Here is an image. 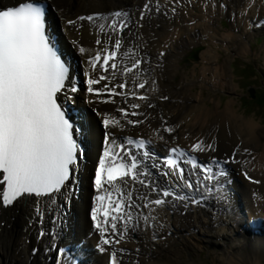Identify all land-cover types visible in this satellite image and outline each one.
Instances as JSON below:
<instances>
[{"label":"bare ground","instance_id":"bare-ground-1","mask_svg":"<svg viewBox=\"0 0 264 264\" xmlns=\"http://www.w3.org/2000/svg\"><path fill=\"white\" fill-rule=\"evenodd\" d=\"M26 1L30 0H0V7ZM43 1L50 4L52 24L59 29L64 47L74 59V71L82 74V80L85 79L83 71H87L88 78L105 77L95 88L102 89L107 85L113 89L120 82L127 84L126 91L118 88L116 97H109L107 93L100 97L111 99L114 104L91 106L97 108L101 117L107 115L113 121L109 125L113 137L120 139L128 135L151 139L156 152L164 155L171 147H186L200 159L207 160L211 167L212 158L223 166L225 158L233 160L224 166L227 175L221 178L230 201L218 202L217 193L221 187L215 193L210 192L212 196L199 190L201 196L209 197L205 199V206L197 204L194 207L188 199L172 202V196L163 197L164 183H169L173 192L186 193V187L180 181L162 179L161 185L159 182L145 186L141 180H118L114 186L127 193L126 202L135 216L128 221L127 212L121 215L115 232L111 231V222L108 223L105 237L112 243L103 246L104 252L98 251L99 233L90 219L94 197L104 191H97L93 184L98 154L104 150L100 139L102 133H98L79 163L75 190L64 189L63 195L53 194L51 198L14 201L9 206L3 205L0 194V264H18V261L19 264H64L68 257L73 260L78 251L80 253L72 264H84L82 260L87 264H112V259L115 264H189L205 248L214 253L217 264L263 259L264 225H256L250 220L264 218V125L256 118L239 113L234 97L222 104L220 94L222 90L237 93L232 91L236 84L221 51L251 52V40L261 30L257 23L264 20V0ZM115 12L125 15L130 27L122 35L116 68L111 65L104 73L101 64L93 68L87 60L98 52L104 54L112 49L116 34L110 22ZM89 15L94 17L93 21L77 19ZM224 18L228 19L229 25H223ZM69 20L76 21L75 26L68 25ZM97 39L100 44L96 43ZM72 41L77 42V49L71 46ZM196 46L205 48L200 61L187 69L182 62ZM79 47L86 49L83 56ZM137 60L143 61L142 69L146 73L132 71L126 75L124 69ZM182 66L186 69L181 71ZM145 80L146 86L138 91L136 85ZM82 87L74 97L79 115L89 107L85 101L96 98L86 92V83ZM205 90L212 94L213 100L205 97ZM138 93L145 95L146 100L125 101L128 95ZM132 104L138 107L133 109ZM196 143L202 145V153L193 151L192 145ZM155 162H158L157 158ZM188 175L200 178L193 170ZM155 199L166 202L155 205ZM38 210L44 213L42 224ZM53 218L62 219L63 224L57 222L54 225ZM17 221L21 222L20 226ZM69 222L72 235H65V226ZM53 228L58 230L56 237L45 234L38 240L42 229L50 231ZM63 234L65 245L59 244ZM86 236L95 252L85 253L81 241L87 240ZM58 238V242H54ZM33 246H40L42 250L33 255ZM67 246L70 250L60 256L58 249ZM46 249H49L48 254L44 253Z\"/></svg>","mask_w":264,"mask_h":264},{"label":"snow or ice","instance_id":"snow-or-ice-1","mask_svg":"<svg viewBox=\"0 0 264 264\" xmlns=\"http://www.w3.org/2000/svg\"><path fill=\"white\" fill-rule=\"evenodd\" d=\"M112 15L118 18L122 13L115 12ZM77 19L93 21L94 17L80 16ZM67 23L75 26L76 21L69 20ZM124 27L126 25H122L121 30ZM54 35L51 26L46 34L44 6L37 3H20L17 6L0 7V176H2L0 185L6 184L3 191L4 206L30 198L63 195L64 189L71 192L69 185H74L77 181L79 160L86 156L89 145L97 138L98 133H102L100 139L105 143V147L103 153L98 154V164L94 168L93 184L97 191L102 190L105 180L111 185L117 177H127L134 170H138L135 156L132 157L130 167L125 163L119 165L109 163L113 160L114 154L108 142L111 139L114 143L117 139L109 132V125L113 121L107 115L101 117L97 108L91 107L98 103L114 104L113 100L100 97L105 93L109 97L115 95V89H109L107 85L102 89L94 87L105 79L104 76L98 79L88 78L89 73L83 71L85 79L81 80L79 73L73 74L70 65L58 54L52 39ZM96 43L100 44V40L97 39ZM115 45L117 48L120 47V39H116ZM71 46L77 49V42L72 41ZM78 51L81 56L86 53L84 47H79ZM116 55L117 53L112 51L101 57L98 52L95 56H90L87 63L95 68L96 62L101 58L108 64ZM139 63L137 60L133 67ZM80 83H86V92L94 94L96 98L86 100L85 103L89 106L87 111L73 119L67 117L65 105L75 104L74 97L80 92L78 87ZM118 87L124 88L125 85L121 83ZM139 87L143 88L144 84H140ZM131 107L135 109L138 105L132 104ZM143 146L142 142L138 144V147ZM192 149L203 152L200 143L193 144ZM171 151L175 152L176 149ZM212 160L213 167H207L208 161L204 160L202 161L204 166L197 172L203 175L205 184L214 179L217 184H221L220 178L226 177L227 173L223 170L216 172L215 158ZM230 162L234 161L227 158L223 160L225 167ZM167 163L171 165L175 161L169 159ZM195 163L194 159L193 164ZM133 179H136L135 175ZM158 179L162 180L163 176ZM185 187L191 189L195 186L189 182ZM162 195L169 198L172 193L165 190ZM18 198L21 200L18 201ZM179 199L185 201L186 197L181 195ZM217 200L224 203L230 201V195L223 186L217 193ZM96 201L99 202V206ZM165 202L166 200L161 199L154 201L155 205ZM192 203L199 205L201 201L193 200ZM124 207L125 205L119 202L113 203L107 192L94 197L90 219L93 228L99 232V243L96 246L98 251L104 252L103 246L112 243L111 239L105 237V226L111 222V231L115 232ZM128 216H131L130 212ZM52 222L54 225L57 222L63 224L62 219L59 221L54 219ZM39 235L44 236V232L41 231ZM58 251L63 255V249ZM112 264H115L114 259Z\"/></svg>","mask_w":264,"mask_h":264},{"label":"rangeland","instance_id":"rangeland-1","mask_svg":"<svg viewBox=\"0 0 264 264\" xmlns=\"http://www.w3.org/2000/svg\"><path fill=\"white\" fill-rule=\"evenodd\" d=\"M223 25H229L228 19L223 20ZM262 38V39H260ZM205 46H199L197 48H195L193 51H191L188 55H186V57H184V60L182 62V65H186L185 67L187 69H189L191 66H193L194 64L198 63L200 61V55L202 53V49H204ZM201 50V51H200ZM222 55H223V59H227V65H228V72L231 76V78L234 80V83L236 84V88L232 89V91H237V93H227V91H221L220 94V101L222 104L226 103L230 98L234 97L236 100V107L238 108V112L239 113H243L244 116H246L247 118H256L257 121H259L262 125H264V108L263 109H259L257 107H254V103L249 104L250 106H248L249 103V96H250V89H248L247 85L249 83H251L252 81L255 82L258 85V99L260 98H264V31L258 33L254 39L251 40V52L249 53H234L231 50H225V51H221ZM241 54V55H240ZM232 62V64L230 65V63ZM183 67V66H182ZM250 68V70H254L253 72L255 73L254 77H249L251 71H246L245 74L242 72L244 70V68ZM186 68H182V70L186 69ZM249 72V73H248ZM196 91V90H195ZM204 95L207 99H211L212 94H210L207 90H205ZM209 101V100H208ZM207 101V102H208ZM243 101L247 104L245 106V103L243 104ZM264 103V101H263ZM264 135V134H263ZM262 142L264 143V136L262 138ZM237 183V182H236ZM235 185V184H234ZM236 188V186H235ZM245 210V209H244ZM67 214H65V219H67ZM247 219V218H245ZM264 218L258 217V218H253V220H250V222H254L256 223V225H264L263 222ZM242 223H248L245 222L244 220H241ZM17 224L20 226L21 222L17 221ZM69 224H66L65 226V231L64 234L65 235H72V231L69 232ZM64 234L63 236V241L59 242V244L64 243ZM135 238H136V234ZM60 236V238L62 237ZM87 239V236H86ZM184 241V238H182ZM58 239H55L54 242H58ZM81 242H83L85 253L89 254L92 252H95V247L92 245V243L88 242L87 240H82ZM55 244V243H54ZM65 245V243H64ZM63 245V246H64ZM76 246V245H75ZM209 248H205L204 250L201 251V253L199 254V256H194L193 258V262H189V264H217L216 260L214 258V253L211 252V250H208ZM78 254L80 253V251L77 252ZM190 253V252H189ZM217 253H219V251H217ZM77 254V255H78ZM74 255L73 260H76V256ZM58 260L60 257H57ZM37 262L39 261L38 258H36ZM71 258H67V260H65L64 264H72L73 261ZM61 261V258H60ZM63 261V260H62ZM192 261V260H190ZM195 261V262H194ZM9 262V261H8ZM7 262V263H8ZM82 262L84 264H87L85 262V260H82ZM11 264H16L15 262H12ZM19 264V261H18ZM58 264V263H57ZM92 264V262L90 263ZM238 264H264V258L261 260H250L248 258L247 259H241L239 260Z\"/></svg>","mask_w":264,"mask_h":264},{"label":"trees","instance_id":"trees-1","mask_svg":"<svg viewBox=\"0 0 264 264\" xmlns=\"http://www.w3.org/2000/svg\"><path fill=\"white\" fill-rule=\"evenodd\" d=\"M250 93H251L250 99L252 103H254L255 107H259L263 109L264 108V103H263L264 98L258 99L257 89L250 86Z\"/></svg>","mask_w":264,"mask_h":264}]
</instances>
